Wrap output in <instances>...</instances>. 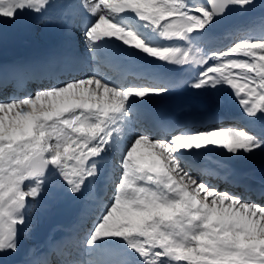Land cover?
I'll list each match as a JSON object with an SVG mask.
<instances>
[{
	"label": "snow or ice",
	"instance_id": "snow-or-ice-1",
	"mask_svg": "<svg viewBox=\"0 0 264 264\" xmlns=\"http://www.w3.org/2000/svg\"><path fill=\"white\" fill-rule=\"evenodd\" d=\"M257 7L258 0H0V25L33 16L65 36L64 50L39 65H0V264H17L35 219L65 196L91 205L75 234L49 236L21 264H264V203L200 180L191 165L201 149L232 160L264 155ZM104 67L118 68L119 78ZM131 75L147 82H128ZM179 87L230 90L239 122H153L146 106Z\"/></svg>",
	"mask_w": 264,
	"mask_h": 264
},
{
	"label": "bare ground",
	"instance_id": "bare-ground-1",
	"mask_svg": "<svg viewBox=\"0 0 264 264\" xmlns=\"http://www.w3.org/2000/svg\"><path fill=\"white\" fill-rule=\"evenodd\" d=\"M45 24L43 23V26H44ZM53 26H51V25H45L44 27H43V29H42V31H45L47 28H52ZM40 28H42V27H40ZM233 106L235 107V109L236 110H238L240 107H239V105H238V103H236V101L235 102H233ZM203 157V159L205 158V156H202ZM243 160H248V161H251L252 163H253V167H254V169H256V168H264V155H257L255 158H253V159H242L241 161H243ZM213 162L214 163H217V164H219V161H217L216 159H214L213 160ZM237 167V166H236ZM236 167H234V168H236ZM241 169V168H240ZM243 170V169H242ZM245 172V171H244ZM245 175V173H243L242 172V175H241V177H243ZM70 208L71 207H68V209L67 210H65V212H67V214L66 213H64V214H66V215H69L70 217L72 216V214L70 213Z\"/></svg>",
	"mask_w": 264,
	"mask_h": 264
},
{
	"label": "rangeland",
	"instance_id": "rangeland-1",
	"mask_svg": "<svg viewBox=\"0 0 264 264\" xmlns=\"http://www.w3.org/2000/svg\"><path fill=\"white\" fill-rule=\"evenodd\" d=\"M245 163H250V162H245ZM27 243H28V240L22 239L21 244L23 246L27 245Z\"/></svg>",
	"mask_w": 264,
	"mask_h": 264
}]
</instances>
